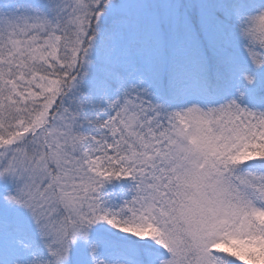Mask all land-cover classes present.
<instances>
[{"label":"snow or ice","instance_id":"snow-or-ice-1","mask_svg":"<svg viewBox=\"0 0 264 264\" xmlns=\"http://www.w3.org/2000/svg\"><path fill=\"white\" fill-rule=\"evenodd\" d=\"M0 264H264V0H0Z\"/></svg>","mask_w":264,"mask_h":264}]
</instances>
